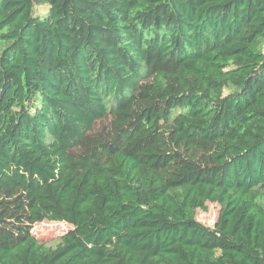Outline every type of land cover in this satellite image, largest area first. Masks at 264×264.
Here are the masks:
<instances>
[{"label":"trees","instance_id":"obj_1","mask_svg":"<svg viewBox=\"0 0 264 264\" xmlns=\"http://www.w3.org/2000/svg\"><path fill=\"white\" fill-rule=\"evenodd\" d=\"M0 264H264V0H0Z\"/></svg>","mask_w":264,"mask_h":264},{"label":"rangeland","instance_id":"obj_2","mask_svg":"<svg viewBox=\"0 0 264 264\" xmlns=\"http://www.w3.org/2000/svg\"><path fill=\"white\" fill-rule=\"evenodd\" d=\"M219 210V203L208 202V209H200L197 217L204 224L214 226ZM70 228H72V225L65 221H43L36 223L32 231L39 239L45 240L49 244H54L58 241L60 235L67 232Z\"/></svg>","mask_w":264,"mask_h":264}]
</instances>
